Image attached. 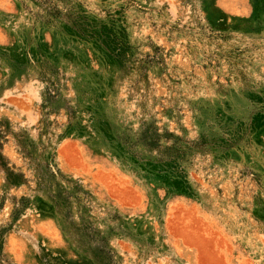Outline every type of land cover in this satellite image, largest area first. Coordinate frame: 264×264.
<instances>
[{"label":"rangeland","instance_id":"obj_1","mask_svg":"<svg viewBox=\"0 0 264 264\" xmlns=\"http://www.w3.org/2000/svg\"><path fill=\"white\" fill-rule=\"evenodd\" d=\"M0 144V264H264V0H0Z\"/></svg>","mask_w":264,"mask_h":264},{"label":"trees","instance_id":"obj_2","mask_svg":"<svg viewBox=\"0 0 264 264\" xmlns=\"http://www.w3.org/2000/svg\"><path fill=\"white\" fill-rule=\"evenodd\" d=\"M2 145L0 144V151L2 150ZM4 161V157H3V155L0 153V168H3V167H5L3 164H2V162ZM46 168H48V169H51V168H49V164L47 165V166H45ZM51 175H54L55 177H56V174H55V172H52V173H50ZM15 176H17V175H15ZM48 179L49 178H51V176L49 177H47ZM47 179V180H48ZM10 180V179H9ZM49 184H51V183H47V184H45V192H47L48 193V195H50V199H51V201L54 203V205H55V207L57 208V209H59V211L62 213L63 211L62 210H64L65 209V207H62V205H60V201L62 200L61 198H60V196L59 195H53L49 190H51V186H49ZM52 185H54V184H52ZM53 192H55V191H53ZM59 203V204H58ZM18 210H19V208H15V211H14V215H13V218H16V215H17V213H18ZM60 212H58V214L61 216V218H63V219H67V218H71V215L69 216V217H67V216H63V215H61L60 214ZM5 233V231H0V253L3 251V244H2V242H1V238H2V236H3V234ZM98 239H97V241L99 242V243H105V255H106V257H107V259L109 260V262H113L112 261V251H111V249L109 248V246L107 245L108 244V240H105L102 236H101V231H99L98 232Z\"/></svg>","mask_w":264,"mask_h":264}]
</instances>
